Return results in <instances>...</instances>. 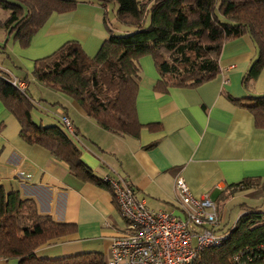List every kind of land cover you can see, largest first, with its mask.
I'll use <instances>...</instances> for the list:
<instances>
[{
  "label": "crops",
  "instance_id": "1",
  "mask_svg": "<svg viewBox=\"0 0 264 264\" xmlns=\"http://www.w3.org/2000/svg\"><path fill=\"white\" fill-rule=\"evenodd\" d=\"M114 13V5L96 2H80L73 10L53 12L27 47L13 40L18 70L5 66L2 69L26 81L33 60L50 54L68 40H77L86 54L93 56L108 35L105 16L115 33L134 30L119 24ZM8 15V10L2 12L0 21ZM10 37L9 30L0 28L1 40ZM256 56L257 49L247 34L226 41L216 77L196 87H169L162 92L154 88L158 73L152 57H140L136 116L142 127L137 135L103 129L62 92L50 89L53 102L48 101L42 97V88L47 87L39 82L36 90L42 98L40 102L35 101L27 83V92L36 105L32 117L63 128L80 150V160L97 178H121L145 199L150 209L180 215L175 179L182 176L192 195L207 194L216 203L217 230L225 231L234 224L222 227L220 222L227 201L245 200L246 196L264 198V191L257 187L228 196L224 193L229 185L244 178L264 181V128L256 126L252 113L233 101L264 94V66L256 78L243 82ZM61 113L69 118L71 131L61 123ZM19 130L18 120L0 100V187L5 192L18 191L22 198L35 202L40 214L76 228L70 235L39 246L36 255L59 258L100 252L108 256L112 238L125 231L110 189L81 180L49 150L23 140ZM242 206L254 207L247 201L238 203L237 217ZM0 264L18 261L0 257Z\"/></svg>",
  "mask_w": 264,
  "mask_h": 264
},
{
  "label": "trees",
  "instance_id": "2",
  "mask_svg": "<svg viewBox=\"0 0 264 264\" xmlns=\"http://www.w3.org/2000/svg\"><path fill=\"white\" fill-rule=\"evenodd\" d=\"M80 2L114 4L116 21L134 30L115 33L105 16L108 35L93 56L87 55L77 40H68L36 58L32 76L41 85L74 99L88 117L113 133L137 135L142 127L136 116L142 56L152 57L158 73L154 88L160 92L169 87H196L216 77L223 44L245 34L254 43L257 56L243 82L256 78L264 66V0H0V7L9 11L0 28L9 30L13 40L27 47L53 12L73 10ZM10 78L0 68V100L18 120L20 137L49 150L81 180L108 187L83 164L80 150L63 128L33 120L36 105L27 85L20 90ZM233 101L252 113L256 126L264 128V94ZM258 186L264 191L260 178H244L224 193L228 196ZM75 230L74 224L40 214L32 199L0 187V257L15 258L18 264H105L100 252L59 258L36 255L39 246ZM226 232L221 245L199 252V264H261L264 210L242 206Z\"/></svg>",
  "mask_w": 264,
  "mask_h": 264
},
{
  "label": "built area",
  "instance_id": "3",
  "mask_svg": "<svg viewBox=\"0 0 264 264\" xmlns=\"http://www.w3.org/2000/svg\"><path fill=\"white\" fill-rule=\"evenodd\" d=\"M10 80L20 90L25 89V80L16 77ZM60 120L72 130L65 114H60ZM102 179L125 223L124 233L111 240L105 264H199L200 251L221 245L227 237L226 230H216L219 224L216 203L207 194L192 195L180 175L175 179L180 215L150 209L145 199L138 197L134 188L121 178L106 175ZM238 259L236 256L235 260Z\"/></svg>",
  "mask_w": 264,
  "mask_h": 264
},
{
  "label": "rangeland",
  "instance_id": "4",
  "mask_svg": "<svg viewBox=\"0 0 264 264\" xmlns=\"http://www.w3.org/2000/svg\"><path fill=\"white\" fill-rule=\"evenodd\" d=\"M109 5L112 6L114 4L110 3ZM5 11H6V9H5ZM5 11L2 8H0V14L2 12H5ZM148 22H149V18L147 17L146 24ZM12 42H13L12 37L8 38V40H6V41H5V39L1 40V38H0V68L2 69V66L3 67L5 66V67H8L11 70L17 71L18 70V66H19V62L17 61V57H18L17 55L18 54H15L17 52L13 51V49L11 47ZM20 55L22 57H24V58L27 57V56H25V54H21L20 53ZM24 61H26V59H24ZM28 62L31 63V60H29ZM32 69L33 68H30L26 72V74H27L26 83H28L29 91L32 94V96L34 97L35 101L40 102V100L42 98L39 97V91L36 90V86H40V85H38L37 81H35L33 79ZM2 71L5 74V76L10 77V75H11L10 72H8L6 70H3V69H2ZM42 89L44 90L43 94H42V97L47 99L48 101L53 102L52 101L53 100V97H52L53 91L50 90V89H47V88H45V89L42 88ZM34 121L39 122V119L36 117ZM257 188L261 189L259 186ZM243 201H247L248 204H250L251 206L256 207L259 210H264V198H258V197H254V196H246L245 200H237V201H231L230 200V201H227L225 203L226 210H224V217H223L222 220H220L222 227H229V226H231L234 223V221L237 218L238 203L243 202ZM193 243H195V240H193ZM106 258H107V256L105 257V259Z\"/></svg>",
  "mask_w": 264,
  "mask_h": 264
}]
</instances>
